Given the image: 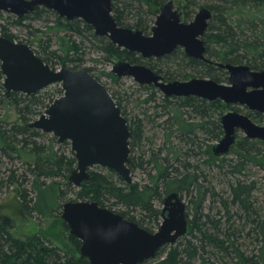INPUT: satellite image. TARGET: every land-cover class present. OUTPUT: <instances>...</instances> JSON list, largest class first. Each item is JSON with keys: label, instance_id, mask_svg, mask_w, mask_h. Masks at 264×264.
Wrapping results in <instances>:
<instances>
[{"label": "trees", "instance_id": "16d2710c", "mask_svg": "<svg viewBox=\"0 0 264 264\" xmlns=\"http://www.w3.org/2000/svg\"><path fill=\"white\" fill-rule=\"evenodd\" d=\"M164 1L112 0V12L119 25L135 26L145 31ZM180 1L186 16L198 4L196 0ZM210 1L205 6L212 11V18L203 37L206 56L211 62L184 56L176 50L156 60L180 56L186 65L200 68L201 73L217 82L223 81L225 73L217 63L246 64L251 69H264V0ZM31 15L34 18L52 15V20L45 19L51 23L45 31L53 33L57 48H50L51 36L45 40L38 36L30 41L36 43L35 53L47 63L60 64L59 68L73 64L71 68L78 69L85 50V38L106 61L113 57L131 63L141 61L137 53L118 47L106 36L95 34L92 26L81 19L61 17L44 6H35L27 14L16 16L13 22L22 24ZM0 35L15 39L7 26L1 23ZM150 65L156 68L155 64ZM51 67L54 68L53 65ZM157 70L161 73L159 68ZM111 73L108 75L112 76ZM172 76L166 71L163 78ZM2 82L0 70V108L8 101L17 113V121L6 126L0 124V157L21 161L22 169L20 172L16 167L0 171V175L7 174L0 176V188L17 186L18 199L26 215L36 213L51 219L69 190L75 195V200L96 201L111 210L113 206H121L123 210L118 213L124 218L153 232L161 221L160 210L155 203L164 194L177 191L190 196L193 217L187 235L169 245L167 251L168 245L160 248L154 257L160 258L155 263L145 260L138 264H264V211L255 206L252 199L255 182L242 178L248 167L264 165V142L240 138L233 146L232 158L215 157L211 144L206 143L222 134L218 114L222 113L225 105L220 100L164 96L161 102L154 103L153 107H160L162 112H154L153 121L165 115L161 122L156 123L164 126L166 132L164 142L149 150L142 148L148 139L144 136L142 119L136 116L126 118L131 131L128 166L130 170H146L147 180L128 183L112 169L93 166L89 170L90 178L74 187L68 181L70 171L76 166L73 151L65 153L61 146H55L56 137L47 136L29 125L32 118L53 101L56 91L45 89L31 94L13 91L6 96ZM141 87L149 94L140 103L155 102L156 91L159 90H154L151 84H141ZM57 91L61 92V88ZM111 96L115 100L114 94ZM115 101L124 115L120 101ZM46 136V141H38ZM133 149L139 151L131 156ZM147 151L149 154L146 156ZM214 170L226 178L228 196L225 198L211 186L210 173L215 175ZM208 194L213 202L218 199L223 209L221 218H216L219 210L213 216L210 210L205 212ZM64 227L74 251L64 250L57 243L48 245L39 235L25 239L14 236L6 221L0 220V264H89L86 257L78 255L80 240L70 234L65 223Z\"/></svg>", "mask_w": 264, "mask_h": 264}, {"label": "water", "instance_id": "95a60500", "mask_svg": "<svg viewBox=\"0 0 264 264\" xmlns=\"http://www.w3.org/2000/svg\"><path fill=\"white\" fill-rule=\"evenodd\" d=\"M112 0H0V11L21 17L35 6L54 10L67 19L79 18L92 25L94 33L106 36L118 47L136 52L142 58L162 57L176 46L185 54L206 58L201 35L208 27L212 11L200 6L191 22L180 21L181 12L169 0L160 6L152 34L118 25L112 14ZM228 71V84L211 78L164 81L160 74L142 63L116 58L111 72L116 77L131 76L139 84L153 85L165 96H197L225 104L239 103L264 113V69L252 70L246 64L218 63ZM0 70L5 95L11 92L31 94L60 83L63 93L29 125L51 133L59 142L69 141L76 166L68 181L79 186L90 178L93 166L109 168L131 183L127 119L107 88L87 69L52 68L26 42L0 35ZM250 89H247V88ZM223 135L212 145L216 156L230 154L237 140L236 130L245 137L264 141V125L246 114L229 110L220 117ZM185 204L177 193L163 200L162 220L150 232L120 213L100 206L96 201L69 200L62 204L61 218L70 234L80 240L78 255L89 264H138L157 255L160 248L174 245L188 231Z\"/></svg>", "mask_w": 264, "mask_h": 264}, {"label": "rangeland", "instance_id": "374dc122", "mask_svg": "<svg viewBox=\"0 0 264 264\" xmlns=\"http://www.w3.org/2000/svg\"><path fill=\"white\" fill-rule=\"evenodd\" d=\"M197 5L194 7V10L191 11V14L186 17L182 16V19L184 21H189L194 18L195 13L198 10V7L200 5H205L207 3H210V0H196ZM175 6H182L180 0H174ZM51 16L44 15L41 18H34L32 15L29 18H26L22 24H17L13 22L16 15L11 14L5 11H0V23L5 24L8 28V30L14 34L15 41H21L29 43L31 48L33 50H37L36 43H30L31 40L34 39V37L42 36V39L45 40L47 36L52 37V44L51 49L57 48V43L55 42V37L53 36L52 32L45 31L46 26L49 23L47 18L49 20L51 19ZM26 25H30L28 28ZM150 32V29L148 30V33ZM88 39V38H87ZM85 38V50L84 53L81 55V63L78 67V69H87L92 75H94L109 91L110 94H114L115 100L117 102L120 101L121 107H123V113L124 116L128 118H132L134 116L141 118L143 121V132L144 136L148 139H146L143 142L144 147H142L144 150H149L150 147L157 148L159 145H161L164 142L165 139V132L164 126H158L157 123L161 122L164 118L158 117L159 119H156L157 121H153L154 119V112H162V109L160 107L155 108L154 103H159L164 97V94L159 90L156 91V97L157 99L155 102L149 101L148 103H140V101L147 97L149 94V91L142 88L141 84L136 82L133 77L131 76H125V77H116L114 74L111 73V68L113 66L114 57L111 61H106L103 58V55L100 51H97L94 47L89 46L90 42H87ZM179 54H181L179 52ZM178 54V55H179ZM180 56L178 57H171V58H165L162 60H151L150 64H155L156 69L161 70V75L163 76L166 71H169L172 73L171 79L174 80H186L187 77H197V78H210L209 76L201 73V69H194L186 65L185 60H180ZM140 63H146L143 59ZM50 66H54V69H59L60 64H55L54 62L48 63ZM73 64H68V68H71ZM151 66V65H150ZM108 73L112 74V76L118 78V80H114V78ZM222 77V83L227 84V76L223 75ZM166 79V78H165ZM59 88H61L60 83H54L42 90H48L50 92H55L54 98L60 96L63 93V90L61 88V92L57 91ZM154 90H158L156 87ZM47 108V107H46ZM46 108H42L41 113L45 112ZM228 108L223 107L221 110L224 114L227 111ZM39 114V115H40ZM39 115H35L32 120L39 117ZM31 120V121H32ZM17 121V113L15 109L11 106V104L7 101L3 104V106L0 108V124L2 125H9L13 122ZM157 122V123H156ZM258 124L264 125V121H257ZM43 132V131H42ZM46 133V132H45ZM47 136H52L51 133H46ZM239 137L242 138L243 132L239 131L238 133ZM46 137H41L38 139L39 142L42 140L46 141ZM55 137V136H54ZM151 139V140H150ZM149 140V141H148ZM214 140H211L207 142L206 144H212ZM67 140H64L62 142H59L56 138L55 146H61L62 149H64L65 153H69L71 150L70 143H65ZM60 144V145H59ZM134 151V152H133ZM139 149H133L131 151V156L133 154H138ZM165 151L163 150V153ZM149 154V151L146 152V156ZM134 156V155H133ZM233 153L227 155V158H232ZM202 161L200 160V163ZM16 167L19 169L18 172L22 169V162L19 160H13L10 161L5 157H0V171H6L7 168H14ZM149 170V169H148ZM215 171V175L211 176V186L214 187V190L218 193V195L222 196L223 198L228 196L227 186L225 184L226 178L223 174H219ZM146 170H143L141 168H135L131 170V176L133 182H139L143 183L147 179L146 177ZM245 175L242 177L243 179L247 180H253L255 182V190L252 193V199L255 200V206L258 208H261L264 211V167L259 165H252L251 167H248V170L245 171ZM7 174H1L0 176H4ZM73 185V184H72ZM74 186V185H73ZM16 185H11L9 188L7 187H1L0 188V220L6 221L8 224L11 233L14 236L20 237V238H32L36 235H39L41 240L45 242L48 245H54L59 244L64 250L67 251H74L72 245L67 240V234L64 227V221L61 218V211H62V204L65 201H69L71 199L75 200V195L72 191L67 192V195L65 199L62 201L60 209H58L54 216L47 220L46 218L40 216L39 214L33 213V214H25L22 206L20 204V201L18 199V193L16 191ZM75 187V186H74ZM215 199V196L213 197ZM210 195L208 194L206 197V201L204 203L205 205V212L209 211L211 212L212 216L215 214L216 211H220L219 215H216V218H221L223 216V209L220 207L218 203V199L216 198L214 202ZM155 205L158 207L160 204L158 202L155 203ZM212 207V209H211ZM113 210L120 212L123 210L121 206H113ZM231 211H234L233 209ZM189 213L192 215L193 210L192 206L189 205ZM157 230V228H156ZM249 246V245H248ZM243 248H245L243 246ZM169 249V245L166 247V251ZM160 258H152L150 259L151 263H155Z\"/></svg>", "mask_w": 264, "mask_h": 264}, {"label": "flooded vegetation", "instance_id": "af4514ba", "mask_svg": "<svg viewBox=\"0 0 264 264\" xmlns=\"http://www.w3.org/2000/svg\"><path fill=\"white\" fill-rule=\"evenodd\" d=\"M167 1H169V0H165L162 4H164L165 2H167ZM172 2H173V9H176V8H178L179 9V11L181 12V15H180V21L181 22H184V23H188V22H191L193 19H191V20H189V21H184L183 19H182V16H185V14H184V9H183V7L182 6H175V4H174V0H172ZM161 4V5H162ZM111 5H112V1H111ZM160 5V6H161ZM160 6H159V11H160ZM200 6H205V5H200ZM199 6V7H200ZM199 7H198V9H199ZM207 7V6H206ZM210 9V8H209ZM54 11V10H53ZM55 12V11H54ZM197 12H198V10H197ZM196 12V13H197ZM159 13V12H158ZM158 13L155 15V16H153L152 17V19H151V21L149 22V26H148V28H147V30H145V31H143L142 29H140V28H138V27H135V26H124V27H129V28H137V29H139V30H141L145 35H150V34H152V27L154 26V24H155V21H156V16L158 15ZM195 13V14H196ZM57 14V13H56ZM112 14H113V12H112ZM58 15V14H57ZM113 16H114V14H113ZM115 17V16H114ZM187 17V16H186ZM194 17H195V15H194ZM65 18V17H64ZM211 18H212V16H211ZM211 18L208 20V26H209V21L211 20ZM116 19V18H115ZM82 20V19H81ZM83 21V20H82ZM84 22V21H83ZM86 23V22H85ZM118 23V22H117ZM86 24H88V23H86ZM90 25V24H89ZM119 25V24H118ZM90 26H92V25H90ZM120 26H122V25H120ZM93 28V27H92ZM208 28V27H207ZM207 28H206V30H207ZM150 29V32L148 33V30ZM205 30V31H206ZM93 31H94V28H93ZM205 33V32H204ZM204 33H203V35H201V38H203L204 39ZM205 41V40H204ZM121 48V47H120ZM178 51V52H180L182 55H184V56H187V57H191V58H195V59H199V60H202V61H204V62H211V61H206V60H203V59H201V58H196V57H193V56H189V55H187V54H185L184 53V51H183V47L182 46H176L170 53H168V54H166V55H164V56H167V55H170V54H172L174 51ZM131 52V51H130ZM136 53V52H135ZM138 54V53H137ZM140 57H141V55L140 54H138ZM205 55H206V52H205ZM163 57V56H162ZM162 57H151L149 60H146V59H144V58H142L141 57V61H142V59L146 62V63H142V64H146L147 66H149V67H151L150 65H149V63H150V61L151 60H153V61H155L156 59H158V58H162ZM206 58H207V56H206ZM125 60V59H124ZM140 61V62H141ZM140 62H138V63H140ZM217 65H218V63H217ZM219 66V65H218ZM221 67V66H220ZM154 71H156L158 74H160L159 72H158V70L156 69V68H153V67H151ZM221 68H223V67H221ZM224 70H225V73H224V75L225 76H227V80H228V71L225 69V68H223ZM251 69V68H250ZM252 70H255V69H252ZM262 70V69H261ZM161 75V74H160ZM161 77H162V79L164 80V81H172V80H174V79H165V78H163V76L161 75ZM191 77H193V76H191ZM190 78V76L189 77H187V79H189ZM186 79V80H187ZM212 79V78H211ZM182 81V80H181ZM228 84V83H227ZM155 87V86H154ZM158 89V88H157ZM247 89H250L249 87L247 88ZM159 90V89H158ZM165 96V95H164ZM193 96V95H192ZM167 97H171V96H167ZM177 97V96H176ZM188 97V96H187ZM197 97V96H196ZM186 98V97H185ZM199 98H201V97H199ZM206 100V99H205ZM217 100H219V99H217ZM207 101H209V100H207ZM221 101V100H220ZM222 102V101H221ZM223 103V102H222ZM224 105H225V107L226 108H228L227 109V111H229V110H235V111H238V112H240V113H243V114H246L247 116H249L250 118H251V120L252 121H254L255 123H257V121L258 120H260V121H264V113H262V112H259V111H256V110H251V109H249L246 105H242V104H239V103H231V104H225V103H223ZM226 111V112H227ZM223 114H218V121H219V124L221 125V123H220V117L222 116ZM255 116H257V117H255ZM258 124V123H257ZM260 125H262V124H260ZM221 129H222V134H220V136H219V138L218 139H216V140H214L213 141V143L211 144V150H212V145L215 143V142H217L220 138H221V136L223 135V133H224V131H223V128H222V125H221ZM239 131H242V130H240V129H237L236 130V134H237V140L234 142V144H232L231 145V151H230V154L234 151L233 150V146L236 144V142L238 141V139H240V137H239V135H238V133H239ZM243 132V131H242ZM244 134V133H243ZM243 139H254V138H248V137H245V135H243V136H241ZM257 140H260V139H257ZM261 141H263V140H261ZM264 142V141H263ZM213 153V152H212ZM213 155H214V153H213ZM229 155V154H228ZM215 157H217V158H225L227 155H225V156H216V155H214ZM262 167H264V165L262 166ZM133 182V181H132ZM171 193H177L178 194V197L180 198V200L185 204V207H184V215H185V219L187 220V222H188V229H189V227H190V221H191V219H192V217L193 216H191V214L189 213V205L191 204L190 203V196L188 195V194H180V193H178L177 191H170V192H168V193H166V194H164L163 196H162V199L160 200V201H158V203L160 204V206H158L157 208L160 210V218H161V220H162V217H161V209H162V207H163V200H164V198L166 197V196H168L169 194H171ZM161 222V221H160ZM155 231V230H154ZM187 233H188V231H187ZM187 235V234H186Z\"/></svg>", "mask_w": 264, "mask_h": 264}, {"label": "bare ground", "instance_id": "6f19581e", "mask_svg": "<svg viewBox=\"0 0 264 264\" xmlns=\"http://www.w3.org/2000/svg\"><path fill=\"white\" fill-rule=\"evenodd\" d=\"M42 90V89H41Z\"/></svg>", "mask_w": 264, "mask_h": 264}]
</instances>
